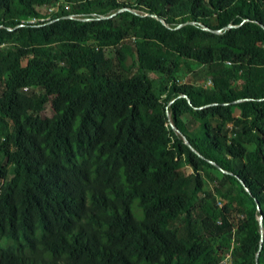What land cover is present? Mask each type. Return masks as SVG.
Segmentation results:
<instances>
[{"label": "trees", "instance_id": "1", "mask_svg": "<svg viewBox=\"0 0 264 264\" xmlns=\"http://www.w3.org/2000/svg\"><path fill=\"white\" fill-rule=\"evenodd\" d=\"M227 258L264 264V0H0V264Z\"/></svg>", "mask_w": 264, "mask_h": 264}, {"label": "rangeland", "instance_id": "2", "mask_svg": "<svg viewBox=\"0 0 264 264\" xmlns=\"http://www.w3.org/2000/svg\"><path fill=\"white\" fill-rule=\"evenodd\" d=\"M56 7H57V6H54V8H49V7H46V6H44V7H40V12H41L42 14H44L45 16H48L49 13H50L52 10H55V9H56ZM8 45H9L8 42L5 43V44L3 45V48H4V47H7ZM106 55H107V56H112V55H113V50H112V48H106ZM167 58H169V56H168ZM130 62H131V59L128 58L127 63H130ZM198 81H199V80H198ZM198 81H197V82H198ZM206 83H208V81H207ZM241 111H242V113H243L245 116H249V115L252 113L251 109H250V108L248 107V105H246V104H244V105L241 106ZM43 113H44L45 115H47V116H49V115L52 114V109L50 108L49 104H47V105L45 106V109H44V112H43ZM183 171H184L185 173H187V172L190 171V169L186 167V168H183ZM136 202H137V199L134 200V203H133V207H134V208L136 207ZM232 215H233V216L235 215L234 211H233Z\"/></svg>", "mask_w": 264, "mask_h": 264}, {"label": "water", "instance_id": "3", "mask_svg": "<svg viewBox=\"0 0 264 264\" xmlns=\"http://www.w3.org/2000/svg\"><path fill=\"white\" fill-rule=\"evenodd\" d=\"M160 20H161V19H160ZM203 28L208 29L206 26H203ZM173 128L175 129L174 126H173ZM182 137H183V141H184L187 145H189V146L191 147L189 141L185 138V136H182ZM191 148H192V147H191ZM258 209H259V208H258ZM261 217H262V215L260 214V215L258 216V220H259V223H260V227H261Z\"/></svg>", "mask_w": 264, "mask_h": 264}, {"label": "built area", "instance_id": "4", "mask_svg": "<svg viewBox=\"0 0 264 264\" xmlns=\"http://www.w3.org/2000/svg\"><path fill=\"white\" fill-rule=\"evenodd\" d=\"M30 21H32V20H30ZM225 263H226V264H230L228 258L225 260Z\"/></svg>", "mask_w": 264, "mask_h": 264}]
</instances>
